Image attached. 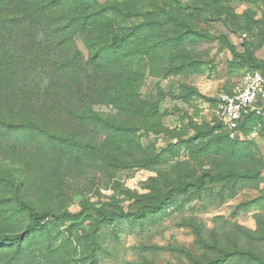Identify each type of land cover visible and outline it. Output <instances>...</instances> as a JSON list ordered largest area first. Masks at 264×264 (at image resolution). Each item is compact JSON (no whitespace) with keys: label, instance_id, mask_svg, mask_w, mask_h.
<instances>
[{"label":"rangeland","instance_id":"1","mask_svg":"<svg viewBox=\"0 0 264 264\" xmlns=\"http://www.w3.org/2000/svg\"><path fill=\"white\" fill-rule=\"evenodd\" d=\"M89 1L140 13L115 17V25L155 23L144 26L154 58L131 56L119 73L137 79L155 113L112 103L116 72L88 48L97 33L73 23L75 0H15L0 12V233L26 230L23 204L71 214L48 218L28 236L26 252L0 249V264H264V114L232 139L217 112L245 73L264 72V0H179L188 9L172 0ZM57 62L64 66L54 68ZM89 110L139 127V138L117 146L79 118ZM32 116L103 156L72 166L46 138L19 145L13 134ZM229 141L239 151L219 152L218 142ZM221 174L230 180L210 181ZM180 184L189 192L169 200Z\"/></svg>","mask_w":264,"mask_h":264},{"label":"trees","instance_id":"2","mask_svg":"<svg viewBox=\"0 0 264 264\" xmlns=\"http://www.w3.org/2000/svg\"><path fill=\"white\" fill-rule=\"evenodd\" d=\"M29 0H26V2ZM173 3L178 8L188 9L189 5L183 6L181 1L172 0ZM15 0H0V12H10L14 9ZM51 4V2H46ZM29 6V3L26 4V7ZM73 14V23L76 26H89L90 32H96L97 35L92 41L87 43L90 52L93 54V58L99 59L108 70H114L116 73L115 80L118 81L117 87L112 90L111 100L121 110L127 112L135 110H148L150 113H155L154 107L150 104V98H144L139 92L134 82L137 79L132 77L125 78L119 73L124 68V62L131 56L144 55L145 57L154 58L157 48L156 46H147L145 48V42L150 38V34L144 30V26H154L155 23H146L135 26L127 25H115L113 24V19L115 17L122 18L124 21H128L133 18H138L140 13L138 11H127L118 6L111 7H100L98 9L94 8L89 0H75V9L72 11ZM168 16L165 17L167 19ZM2 28V27H1ZM187 31L191 34H195L199 37L206 38L209 40H223L228 42L226 36H217L210 34L208 32L197 31L193 28L188 27ZM92 35V33H91ZM145 48V49H144ZM144 49L145 52L142 50ZM233 50V49H232ZM3 49L0 47V56L3 54ZM253 65L257 66L256 61L251 62ZM55 68L58 66H64L62 63L52 64ZM250 71H259L264 75V72L258 69H252ZM114 74V73H113ZM118 74V75H117ZM113 77V75H108ZM120 76V77H119ZM133 80V82H132ZM28 90H32L33 93L37 92L31 84H25ZM131 103H130V100ZM145 99V100H143ZM141 105L142 107H139ZM81 119H84L89 122V124L97 130L102 131L106 136L108 135L111 138L112 143L117 144V146L123 147L125 144H131L139 138L138 132L139 127L130 126L125 123H114L106 118L101 117L100 115L95 114L93 111L89 110L87 113L79 115ZM36 117H29L26 120L25 125L18 128L14 132L19 145H23L29 138H46L58 149L62 151L65 158L69 163L73 165L80 164L81 161L87 159L88 157L103 156L101 150H98L93 145L86 144L80 140H77L74 134H63L59 133L53 129H46L41 122ZM255 119V116H250L247 120L242 123L240 126V131L244 128L249 121ZM220 127L223 128L222 124ZM152 129L147 128L146 131H151ZM213 131V129H212ZM227 133V131H225ZM228 134V133H227ZM229 136V134H228ZM222 143L216 145L219 152L227 150L231 154H236L239 151L238 145L234 143L224 142L225 147L222 146ZM242 148V147H241ZM208 149V148H207ZM110 155V154H109ZM105 156V155H104ZM159 158V157H157ZM142 161H139V164H142ZM147 164L149 161L145 160ZM144 162V161H143ZM219 177V178H218ZM231 175L221 174L218 176H213L211 182H228ZM197 188L199 190L205 189V184L198 183ZM191 185L180 184L177 188L174 189V192H182L187 194L189 192ZM171 193L169 200H172L177 193ZM165 203L162 201L157 206V209L162 208ZM23 206L29 211L30 224L23 233L16 234H6L0 233V249L2 248H16L17 252L22 253L27 251V246L29 242L27 238L35 231L44 230V222L48 218L56 219L57 221H64L67 217H71V214L68 212H63L60 214L50 213V212H38L34 207L29 204H23ZM143 215L144 212L138 213ZM130 214H125L124 217L129 218Z\"/></svg>","mask_w":264,"mask_h":264},{"label":"built area","instance_id":"3","mask_svg":"<svg viewBox=\"0 0 264 264\" xmlns=\"http://www.w3.org/2000/svg\"><path fill=\"white\" fill-rule=\"evenodd\" d=\"M263 105L264 75L259 71H248L240 87L219 102V122L232 139L242 138L240 126L250 116H262ZM257 130V127H254L251 136L255 137Z\"/></svg>","mask_w":264,"mask_h":264}]
</instances>
